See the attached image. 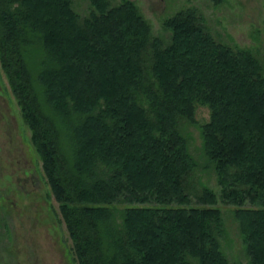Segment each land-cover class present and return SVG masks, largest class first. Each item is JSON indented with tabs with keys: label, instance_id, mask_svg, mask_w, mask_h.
<instances>
[{
	"label": "trees",
	"instance_id": "1",
	"mask_svg": "<svg viewBox=\"0 0 264 264\" xmlns=\"http://www.w3.org/2000/svg\"><path fill=\"white\" fill-rule=\"evenodd\" d=\"M203 18L194 5L167 16L165 42L135 0H90L86 14L0 0L1 65L77 264H264V53ZM186 122L216 177L195 191ZM225 210L246 263L223 248Z\"/></svg>",
	"mask_w": 264,
	"mask_h": 264
},
{
	"label": "rangeland",
	"instance_id": "2",
	"mask_svg": "<svg viewBox=\"0 0 264 264\" xmlns=\"http://www.w3.org/2000/svg\"><path fill=\"white\" fill-rule=\"evenodd\" d=\"M118 0H114L116 2ZM165 42L170 31L163 20L187 5L203 12V20L221 41L264 53V0H135ZM90 0H75L81 14L88 13ZM209 116L207 106L197 108L199 122ZM191 150L198 170L191 176L192 191L202 182L216 184L211 162L201 149L200 129L186 122ZM43 161L31 138V128L21 112L0 61V264H77L72 239L51 192ZM195 198V197H194ZM222 204V203H221ZM224 209L232 205L222 204ZM223 248L232 261L247 262L238 222L225 210ZM196 264V263H194Z\"/></svg>",
	"mask_w": 264,
	"mask_h": 264
}]
</instances>
